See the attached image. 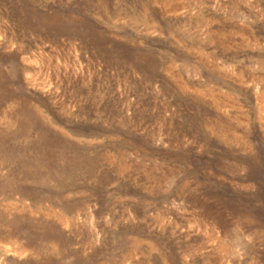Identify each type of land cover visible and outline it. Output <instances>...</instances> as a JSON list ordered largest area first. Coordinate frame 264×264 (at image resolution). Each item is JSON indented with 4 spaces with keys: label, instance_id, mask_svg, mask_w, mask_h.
<instances>
[{
    "label": "rangeland",
    "instance_id": "1",
    "mask_svg": "<svg viewBox=\"0 0 264 264\" xmlns=\"http://www.w3.org/2000/svg\"><path fill=\"white\" fill-rule=\"evenodd\" d=\"M0 111V264H264V0H0Z\"/></svg>",
    "mask_w": 264,
    "mask_h": 264
},
{
    "label": "bare ground",
    "instance_id": "2",
    "mask_svg": "<svg viewBox=\"0 0 264 264\" xmlns=\"http://www.w3.org/2000/svg\"><path fill=\"white\" fill-rule=\"evenodd\" d=\"M45 85V84H44ZM42 87V86H41ZM6 111V110H5ZM9 118L8 116H6L5 112L4 111H0V124H6L7 122H9ZM12 244L14 245V243L12 242ZM16 244V243H15ZM17 249H20L21 250V246H16ZM220 248H223V245H220L219 246ZM19 251V250H18Z\"/></svg>",
    "mask_w": 264,
    "mask_h": 264
}]
</instances>
